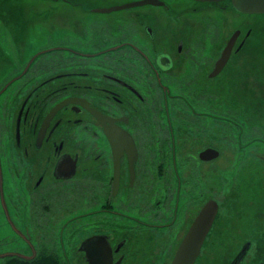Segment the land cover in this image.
Listing matches in <instances>:
<instances>
[{
	"label": "flooded vegetation",
	"instance_id": "flooded-vegetation-1",
	"mask_svg": "<svg viewBox=\"0 0 264 264\" xmlns=\"http://www.w3.org/2000/svg\"><path fill=\"white\" fill-rule=\"evenodd\" d=\"M18 1L0 0V20L21 8ZM53 1L77 5L74 0ZM112 1L86 7L107 21L87 24L75 13L65 18L68 28L53 43L43 36L33 41L36 51L21 63L20 73L0 84V95L12 90L15 98L10 109L1 108L10 122L0 126V162L11 147L25 169H10L18 181L12 191L14 210L28 229L15 234L35 243L32 256L42 251L68 255V262L76 264H89L86 255H111L118 264L135 259L139 264H171L196 215L214 199L217 212L193 264H264V213L258 216L251 205L253 219L246 221L251 224L240 229L234 226L233 204L226 198L219 201L209 187L216 176L219 184L227 179L215 163L231 159L222 152L233 142L237 151L253 140L264 143L258 113L247 116L242 108H229L225 83L210 85L230 61L240 59L246 62L235 61L232 99L264 96L257 61L264 60V13L238 12L231 0ZM179 2L183 6L177 11L173 6ZM113 7L118 9L103 10ZM230 11L248 18L228 19ZM235 32L228 61L211 76ZM243 52L251 53L249 60L241 58ZM185 96L191 108L171 106ZM178 116L205 129L200 139L178 136ZM227 119L238 129L236 141H226L222 134ZM182 141L200 146L198 170L190 164L187 172H166L163 160L170 157L161 148ZM151 147L154 155L147 153ZM207 148L218 155L201 159L199 153ZM3 189L0 184V208L8 219L0 221H8L15 232ZM255 191L249 192L257 198ZM65 212L71 216L60 219Z\"/></svg>",
	"mask_w": 264,
	"mask_h": 264
},
{
	"label": "rangeland",
	"instance_id": "rangeland-1",
	"mask_svg": "<svg viewBox=\"0 0 264 264\" xmlns=\"http://www.w3.org/2000/svg\"><path fill=\"white\" fill-rule=\"evenodd\" d=\"M74 1L77 2V5L69 6L65 3H60V1L58 4H55L56 1L53 0H49V3L46 2V0H19L18 5H21V8H18L16 13L0 20V31H2V33L0 32V84L6 80H9L17 73H20L22 69L20 67L21 63L24 60L29 59L32 53L36 51L35 48L32 47L33 41L43 36L45 40L48 39L51 41L50 43H53L54 40L59 38L60 34L63 32L62 30L64 28H68V25L64 24L65 18L72 17V15L74 16V14L77 13L84 18V21H86L87 24L95 23V21H98L97 24L107 21L106 19H103L107 18L106 16L88 12L86 7H89L92 2L98 4L104 2L107 4L112 0ZM182 6L183 3L179 2L173 7L175 10L179 11L182 9ZM7 8H10V4L7 5ZM147 8L148 7L143 8L141 12L146 11ZM152 10H154V8H152ZM68 14H71V16H66ZM198 15L199 14H196L195 16L199 17ZM111 17L112 15H109V23L111 22ZM227 18L236 21L237 19L248 18V16L244 14L238 15L234 11H230L227 15ZM224 24L227 25L228 23L225 22ZM250 54V52H243L241 53V58L244 59L245 57L250 56ZM248 58L249 57L246 59L249 60ZM235 61L239 62L240 64H244L246 62L241 61L240 59L233 60L232 62L230 61V64L228 63L225 67L226 69L223 70L215 79L210 81V85L214 86L218 83H225V91L227 93L226 97L228 100L227 104L229 108H232L233 105H236V102L238 101V107L242 108L243 113L247 114V116L253 112L255 115L258 113V116H256V121H258L259 127H263L264 99L261 97L264 96L256 97L249 94H239L238 100L232 99V94L235 87L232 73L237 67ZM257 61L260 66L259 70H261L260 74H264V60ZM249 63L250 61L247 62V66H249ZM240 69L245 72L246 66H243ZM185 70L187 71L188 69L186 68ZM251 71L252 66L249 68V73ZM255 88L258 89L257 86ZM259 88H261L260 90H264V84H259ZM247 90L251 91L248 87ZM0 100H3L4 102L0 104L1 126L4 122H6V124H9L10 122L9 115H4L1 112L5 106V108L8 109L12 107V103L15 100L12 90L1 94ZM1 108H3L2 111ZM204 140H206L205 136ZM13 152L14 151L11 149V147L9 149L7 148L6 155L2 157L0 162V173L4 179L3 182L0 181V184L5 187V190L3 189V194L8 206V211H10L9 215L17 224V230L14 229L15 232L12 231L11 226L9 227L8 221L5 222V224H2V221H0V259L9 256V253L31 257L35 244L29 243L28 241L17 236L19 235L17 232H23L26 234L28 229L23 226L22 221H19L20 215H16L13 205L17 200L15 197H13L14 193L12 191H15L14 188L18 185V181L12 179L10 169L14 167L13 165H15V168L19 169L20 172H25V169H21L19 163H17V159L14 157ZM256 154L264 156V143L260 140H253L251 144L238 150L234 155V158H231L228 161L220 160L215 163L219 164V166L226 171V180L221 179L220 184V177L218 176L209 180V187L212 189L214 188L211 190V192L216 190V198L219 201H225L226 198V203L233 204L231 215L234 221V226H237L240 229H245V227L248 228L247 225L251 224L246 223V221L249 222V220L253 219L254 208H256V214L258 216L264 213V161ZM219 159L220 157L217 160ZM244 180L252 183L253 186L247 188L243 183ZM232 182H234V185H229ZM254 190H256L254 194L257 195V198L253 197L251 192H249ZM9 195H11V197ZM251 205L255 207L250 210ZM4 215L0 208V219H6L5 217L8 219L7 213H4ZM70 216V212H65L62 214L60 219H68ZM67 227L68 226H66L64 229L66 230ZM4 228L7 230L9 229L10 231L5 232L6 229L4 230ZM67 264L76 263L73 259L72 261H67ZM132 264H139V260L135 259ZM147 264H159V261L155 263L154 260H152V262H148Z\"/></svg>",
	"mask_w": 264,
	"mask_h": 264
},
{
	"label": "trees",
	"instance_id": "trees-1",
	"mask_svg": "<svg viewBox=\"0 0 264 264\" xmlns=\"http://www.w3.org/2000/svg\"><path fill=\"white\" fill-rule=\"evenodd\" d=\"M182 100V101H181ZM172 107H176L178 109L187 110L185 107L188 105L190 108L191 106L188 103L187 96L185 98L179 99L178 104L174 103L172 101ZM194 104L197 106V102L194 101ZM238 108V105H233L232 109ZM171 116H173V112H168ZM234 114V113H233ZM227 118H230L232 120V117L230 113H228ZM178 136L183 135V138L186 140L190 137V135H195L196 137H200L203 134V131L205 129L200 128L194 124H191L186 118L178 116ZM189 123L191 125H189ZM264 130V129H263ZM213 132V131H212ZM214 133H217L215 131ZM259 133H263L264 131H261ZM222 134L224 138L230 141H236V136L238 135V129L233 127V124L229 121V119L226 120L225 128L222 129ZM187 143V144H186ZM200 146L196 144L194 141L193 144H188V141H182V143L174 142L170 147H162V152L169 156V159L163 160V166H166L165 171L169 173H183L187 172L189 170L190 164L193 165L192 170H198L197 166H199V160L196 159L197 152L199 151ZM156 152L154 147L148 148L147 153L154 155ZM237 152V147L235 146V143L233 142L231 147H227L226 151L222 152V154L225 156V159L227 157L234 158V155ZM162 166V167H163ZM163 171V169H162ZM67 246V245H66ZM68 255H46L44 252H39L37 255H33L31 257H25L21 256L15 253L10 254L9 256L0 259V264H67L68 261Z\"/></svg>",
	"mask_w": 264,
	"mask_h": 264
},
{
	"label": "water",
	"instance_id": "water-1",
	"mask_svg": "<svg viewBox=\"0 0 264 264\" xmlns=\"http://www.w3.org/2000/svg\"><path fill=\"white\" fill-rule=\"evenodd\" d=\"M218 1V0H214ZM154 2L153 0H142L140 3H148ZM233 7L236 11L241 13H264V0H231ZM131 4H127L125 6H129ZM121 8V7H119ZM118 9V7L103 9L104 11H110ZM238 32H235L227 42L225 48L221 52L220 57L216 60L213 70L211 71V76L216 75L226 64L228 58L231 53L232 43L234 42L235 37ZM97 117L101 119L100 114H97ZM105 133L108 135L106 126L104 128ZM131 138V137H130ZM218 155V151L213 148H207L202 150L199 153V157L201 159H207L216 157ZM136 156V153L135 155ZM132 167V164H131ZM131 172L133 170L131 169ZM133 176V173H132ZM115 187L118 182V176H114ZM217 202L214 199H209L203 207L200 209L199 213L196 215L193 224L191 225L188 232L183 237L182 241L179 244V247L176 251V255L174 256L171 264H193L198 253L200 251L203 238L207 231L209 230L216 212H217ZM101 250L97 249L96 252H100ZM12 254V253H9ZM22 256V255H21ZM89 260V264H94L96 262H104V264H111L112 258L111 255H86ZM119 261H116L112 264H118Z\"/></svg>",
	"mask_w": 264,
	"mask_h": 264
}]
</instances>
